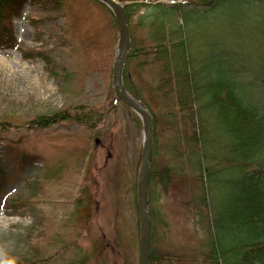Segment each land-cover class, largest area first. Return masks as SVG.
<instances>
[{
    "label": "rangeland",
    "instance_id": "1",
    "mask_svg": "<svg viewBox=\"0 0 264 264\" xmlns=\"http://www.w3.org/2000/svg\"><path fill=\"white\" fill-rule=\"evenodd\" d=\"M151 9L141 3L127 16L129 53L151 43L143 17ZM185 14L182 38L197 81L230 82L249 101L264 96V5L237 0ZM3 23L15 41L0 48V252L17 260L36 255L38 264H62L59 253L66 264H139L143 123L113 89L114 15L96 0H25ZM161 68L142 56L125 62L122 72L126 90L152 115L153 169L184 168L168 192L157 186L150 198L148 184L150 250L153 243L169 253L170 264H204L207 235L193 207L197 172L185 144L182 156L172 150L176 128L165 116ZM70 105L94 114L79 122H31ZM212 121L206 119L205 149L221 153L231 141ZM213 187V206L222 213L231 191Z\"/></svg>",
    "mask_w": 264,
    "mask_h": 264
},
{
    "label": "trees",
    "instance_id": "2",
    "mask_svg": "<svg viewBox=\"0 0 264 264\" xmlns=\"http://www.w3.org/2000/svg\"><path fill=\"white\" fill-rule=\"evenodd\" d=\"M24 1L0 0V23L4 22V17L16 12ZM139 1L127 5L126 13L129 16L130 11L141 3L153 5V9L143 16L149 21L151 43L139 47L133 45L126 62L144 56L150 63L161 64L162 83L159 88L163 90L161 96L166 103L165 116L169 118V124L176 128V142L172 150L178 157L182 156V146L185 144L189 167L197 172L200 189L193 207L198 217L197 223L207 235L204 264H264V96L257 101H249L230 82H198L196 74L190 69L185 40L182 38L186 9L206 12L237 0H182L176 4H166L161 0ZM242 1L264 5V0ZM178 20H181L182 26L177 23ZM1 26L0 48L12 47L15 41L13 36L4 25ZM126 76L125 70L124 84L130 90ZM93 114L85 105H70L34 117L31 122L43 126L55 124L58 120L79 122L92 118ZM206 119L215 121L230 138L231 145L221 153L205 149ZM1 164L0 158V178ZM178 165L155 170L151 163L150 198L157 186L164 192L169 191L173 180L184 172L183 166ZM218 183L231 191V201L222 207V213L216 211L211 198L213 185ZM151 218L152 231L155 222L152 210ZM230 231L232 235L227 234ZM226 239L229 241L225 242ZM59 256L65 259L61 261L62 264H66L68 258L62 253ZM39 262L42 259L36 255L17 260L0 252V264ZM170 262V254L164 250L156 251L152 243L150 264Z\"/></svg>",
    "mask_w": 264,
    "mask_h": 264
},
{
    "label": "water",
    "instance_id": "3",
    "mask_svg": "<svg viewBox=\"0 0 264 264\" xmlns=\"http://www.w3.org/2000/svg\"><path fill=\"white\" fill-rule=\"evenodd\" d=\"M105 5L114 15L119 39L116 55L112 66V84L119 100L139 116L143 123V141L140 155V167L137 179V205L139 210L140 231H139V264H149L150 255V217L148 208V184L150 164L153 153V120L147 108L134 98L125 88L122 72L130 49V30L128 18L125 12V5L129 2L118 0H96ZM166 4L179 3L180 1L162 0Z\"/></svg>",
    "mask_w": 264,
    "mask_h": 264
}]
</instances>
